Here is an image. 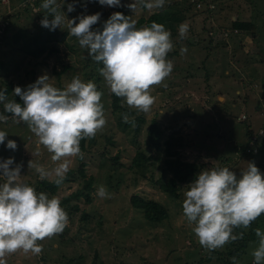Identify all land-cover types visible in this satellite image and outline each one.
Instances as JSON below:
<instances>
[{
    "label": "rangeland",
    "instance_id": "1",
    "mask_svg": "<svg viewBox=\"0 0 264 264\" xmlns=\"http://www.w3.org/2000/svg\"><path fill=\"white\" fill-rule=\"evenodd\" d=\"M39 1L43 0H0V34L3 26L11 25L0 44V61L6 65L4 74H9L13 84L22 88L45 74L61 89L76 76L85 82L92 80L104 93L102 103L107 125L95 138L81 141L83 159H72L64 183L53 194L41 184L45 180H40L35 170L28 168L31 159L45 168L54 167L51 154L40 146L41 155L32 156L37 148L36 137L23 122L13 121L11 115L7 123L0 122V130L8 133L5 143L0 145V161L14 157L12 167L23 164L21 179L37 192H45L50 198L57 196L69 215V224L63 233L41 242L43 251L39 256L16 253L7 258V264H228L226 245L211 252L202 248L192 231L194 224H188L183 216L184 187L194 179L180 185L179 197L171 196L160 187L172 176L165 164L168 154L164 147H154L148 133L152 122L157 120L163 131L161 140L173 138L180 143L178 157L195 163L200 172L227 166L239 176L248 162L258 161L264 141L260 136L264 129V0H166L162 9L149 11L140 7L136 13L122 7L125 16L137 21L138 28L142 18L147 19L165 8H178L184 13L189 4L197 2L180 23L188 25L186 35L181 38L180 25L175 35L170 31L174 47L168 59L173 61L174 69L164 82L167 87L153 89L156 101L148 113L129 109L122 99L121 108L114 111L115 96L98 71L103 65L92 60L88 50L79 46L66 27L55 31L42 27L41 20L47 12L38 5ZM74 1L58 0L68 19L92 15L85 13L90 0L82 5H78L81 0ZM121 2L127 5L134 0ZM69 3L77 5L71 13L67 11ZM101 6V17L93 25L94 31H102L111 14L119 12L118 7ZM207 9L213 11L207 12ZM235 19L252 21L256 35L239 30L232 35ZM51 32L54 33L52 42L60 43L59 54L39 58L30 55V49L24 45L30 41V35ZM16 37H21L20 42H16ZM182 48L187 52L181 54ZM13 57L22 63L18 71L12 72ZM69 64L71 67L64 70ZM2 80L5 82L4 77ZM0 113L4 114L2 104ZM121 113L129 115V123L124 122ZM138 117L144 119L139 132ZM254 136H257L255 141ZM7 140H15L17 150L8 149ZM140 155L148 159L135 166L134 160ZM89 178L93 179L90 190L86 189ZM100 186L105 187L108 197L97 195ZM80 190L84 194L76 195ZM88 192L90 200L86 196ZM133 194L157 199L168 208V217L158 224L145 222L142 211L131 205ZM256 247L258 240L250 241L239 264H253L251 253Z\"/></svg>",
    "mask_w": 264,
    "mask_h": 264
},
{
    "label": "clouds",
    "instance_id": "2",
    "mask_svg": "<svg viewBox=\"0 0 264 264\" xmlns=\"http://www.w3.org/2000/svg\"><path fill=\"white\" fill-rule=\"evenodd\" d=\"M98 2L110 7H127L134 13L140 7L151 11L162 9L166 4V0H134L127 5L121 0ZM41 7L47 12L41 20L42 27L51 31L66 27L79 46L88 50L92 60L103 65L98 71L111 94L121 98L129 109L151 111L156 101L153 89L167 87L164 82L174 69L173 61L168 59L174 45L171 32L164 24L153 21L150 26L137 28L132 16L114 12L104 22L102 31H94L93 25L101 17L99 12L68 19L58 0H43ZM67 11H75V4L69 3ZM187 31V24L180 25L181 38ZM186 52V48L181 49V54ZM52 79L45 74L26 88L16 86L13 94L20 97L22 104L9 99L6 90H0V104L13 121L26 124L36 137L37 148L32 156L41 155L40 146L51 154L54 167L45 168L31 159L28 168L35 170L40 180L48 179L59 187L66 179L72 159L84 157L81 141L95 138L106 127L107 119L102 103L104 93L95 82H85L76 76L61 89L50 82ZM121 115L125 123L130 122L127 113ZM9 119L0 113V122L7 123ZM7 136L6 131L0 130V145ZM17 147L15 140H7L8 149L17 150ZM14 163V157L0 161L3 181L0 183V264H7V258L16 253L39 256L43 251L41 242L63 233L69 224V215L61 200L37 192L24 182L23 164L12 167ZM184 188L183 216L188 224H194L192 231L207 251L241 239L243 232L236 235L234 229H247L264 215V174L254 161L248 162L239 176L227 166L202 170ZM97 195L109 196L104 186L98 188ZM255 235L258 247L251 253L253 264H264V231L256 228ZM232 259L233 264H238L236 257Z\"/></svg>",
    "mask_w": 264,
    "mask_h": 264
},
{
    "label": "trees",
    "instance_id": "3",
    "mask_svg": "<svg viewBox=\"0 0 264 264\" xmlns=\"http://www.w3.org/2000/svg\"><path fill=\"white\" fill-rule=\"evenodd\" d=\"M205 1V0H203ZM43 1H39L38 5H41ZM195 2V1H194ZM192 2V5H196L197 2ZM189 4L187 8L185 9L184 13L180 12L179 9L177 10L174 8H165L162 11L156 12L152 14L149 18H142L138 21V28L141 27V25H149L151 22L156 21L159 23H162L165 25L166 29L169 31H172V35H175V32L177 31L178 25L182 23L185 20V13L189 11L193 6ZM25 9V8H24ZM119 12H122L125 14L123 11L122 7L117 8ZM172 11H171V10ZM26 12H29L28 10L25 9ZM207 12H212V9H207ZM126 15V14H125ZM11 25L6 24L3 26V32L0 34V44L5 41V33L10 29ZM232 35L235 34L236 30H239L243 33L247 31L254 32V35H256L255 31V25L253 24L252 21H245V20H240V19H235L232 21ZM212 28H214L212 26ZM209 30V29H208ZM257 30V29H256ZM56 33V32H55ZM54 33L51 32L47 35H30V41L25 42V47H28L30 49V55L35 56L36 58L41 57L42 55H54V54H59L60 52V43H53L52 42V37ZM209 36V32L207 31V34ZM215 35V34H214ZM66 34L64 35V37ZM47 37V38H46ZM16 42H20L21 37H16L15 38ZM204 38L202 39V41ZM242 43L240 45L243 46V40H240ZM63 42V38L61 40ZM199 42V40H198ZM198 42L196 43L198 45ZM210 42L212 43V39L210 37ZM227 43L224 44V47H227ZM248 45L245 43V47ZM20 49V48H19ZM24 51V50H23ZM4 61H0V72L2 75H0V79L3 83V87L0 89L2 90L3 88L6 90V95L8 96L9 99H15L18 103H23L22 100L20 99L19 96H14L13 92L16 86L18 84H13V78L11 79V76L9 74H4V67L6 66L4 64ZM21 61L16 60L14 57L12 58L11 62V71H18L21 67ZM235 63H239V60H235ZM240 64V63H239ZM241 64H243L241 62ZM71 65H67L64 67V70H67ZM95 68H99L96 65H94ZM5 78V82H3L2 78ZM7 79H11V81L7 82ZM6 87V88H5ZM115 96V95H114ZM114 103H113V108L114 111L115 109L121 108V98L114 97ZM125 110H128V108H125ZM5 115H11L9 113H6L4 111ZM143 118H137L138 124H137V131L139 132L140 130V125L143 122ZM163 134V131L159 128V124L157 120H154L152 122V125L149 129L148 136L151 139V142L153 143L154 147L157 149H161L162 147L165 148L166 153L168 154L167 158L165 159V164L166 168L168 171L171 173V177L168 179L166 183L161 184V188L168 192L171 196L174 197H179L180 195V185L183 183H186L187 181L191 179H195L197 175L199 174L200 170L199 167L195 163L187 162L184 161L183 159L179 158V150L178 148L182 146L180 143L176 142L175 139H169L166 141L161 140V135ZM83 141V140H82ZM259 156V157H258ZM258 161L255 163L256 166L260 169L261 173L264 174V141L262 145L260 146L259 152H258ZM145 159L147 160V157H144L142 155L137 156V158L134 160V165L135 166H140L144 163ZM41 184L44 185L48 191L51 193L55 194L57 192V189L59 188L52 182L48 181H43ZM93 186V179L89 178L86 180V189L90 190L91 187ZM84 194V191L80 190L76 193V195L80 196ZM86 196L88 197V200H90V193H86ZM131 205L134 208L139 209L142 211L143 218H145V222L147 223H161L164 221L168 215L169 211L166 206H164L161 202H159L157 199L153 198H148L144 197L138 194H133L131 196ZM86 217V216H83ZM88 217V216H87ZM85 219V218H84ZM86 220V219H85ZM260 228L263 230L264 228V215H261L256 221H254L251 226L247 229H234L236 235H239L241 232H243V237L241 239H238L234 242H231L226 245V248L229 253V258L226 259V262L228 264H233V257H236V260L238 264L240 263L239 258L245 254L248 244L252 240H258V238L255 235V229Z\"/></svg>",
    "mask_w": 264,
    "mask_h": 264
},
{
    "label": "crops",
    "instance_id": "4",
    "mask_svg": "<svg viewBox=\"0 0 264 264\" xmlns=\"http://www.w3.org/2000/svg\"><path fill=\"white\" fill-rule=\"evenodd\" d=\"M76 1H79V0H75L74 3ZM85 1H87V0H81V2H78L79 3L78 5L84 4ZM29 5H27V6H29ZM75 6H77V5H75ZM102 9H103V7L97 1L90 0L89 3L86 4V11H85V13L86 14H93V13H97V12H102ZM60 60L63 62L62 58H60Z\"/></svg>",
    "mask_w": 264,
    "mask_h": 264
},
{
    "label": "built area",
    "instance_id": "5",
    "mask_svg": "<svg viewBox=\"0 0 264 264\" xmlns=\"http://www.w3.org/2000/svg\"><path fill=\"white\" fill-rule=\"evenodd\" d=\"M5 1H7V0H5ZM199 5H201V4H199ZM243 117L246 118L245 116H243ZM260 136H261V138L264 140V129L261 130V132H260ZM256 139H257V136H254L253 140L255 141Z\"/></svg>",
    "mask_w": 264,
    "mask_h": 264
},
{
    "label": "water",
    "instance_id": "6",
    "mask_svg": "<svg viewBox=\"0 0 264 264\" xmlns=\"http://www.w3.org/2000/svg\"><path fill=\"white\" fill-rule=\"evenodd\" d=\"M262 98H264V94L262 95Z\"/></svg>",
    "mask_w": 264,
    "mask_h": 264
},
{
    "label": "bare ground",
    "instance_id": "7",
    "mask_svg": "<svg viewBox=\"0 0 264 264\" xmlns=\"http://www.w3.org/2000/svg\"><path fill=\"white\" fill-rule=\"evenodd\" d=\"M73 43V42H72ZM77 45V44H76Z\"/></svg>",
    "mask_w": 264,
    "mask_h": 264
}]
</instances>
